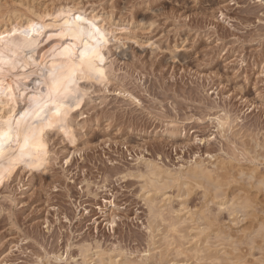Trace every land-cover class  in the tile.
<instances>
[{
  "label": "rangeland",
  "instance_id": "374dc122",
  "mask_svg": "<svg viewBox=\"0 0 264 264\" xmlns=\"http://www.w3.org/2000/svg\"><path fill=\"white\" fill-rule=\"evenodd\" d=\"M53 26L60 33L52 37ZM0 35V68L29 65L50 45L38 76L49 85L41 73L75 78L64 113L72 135L48 130L49 162L18 165L0 184V264H84L85 245L88 264L145 252L142 264H191L190 249L207 235L212 253L227 249L220 263L264 264V0H0ZM28 82L27 97L38 85ZM226 116L231 125L222 129ZM198 159H231L257 173L234 167L219 194L180 173L173 181L161 174L158 187L148 182L149 163L176 172ZM241 196L253 200L245 211ZM157 207L166 219L192 217L182 225L190 235L168 242ZM203 209L215 224L196 236ZM218 226L226 235L214 236ZM177 243L186 254L174 251ZM233 248L239 263L227 256ZM98 251L106 254L100 263Z\"/></svg>",
  "mask_w": 264,
  "mask_h": 264
},
{
  "label": "bare ground",
  "instance_id": "6f19581e",
  "mask_svg": "<svg viewBox=\"0 0 264 264\" xmlns=\"http://www.w3.org/2000/svg\"><path fill=\"white\" fill-rule=\"evenodd\" d=\"M49 30V36H56L58 33H60L59 32V27H57V26H53V27H51L50 29H48ZM49 36H48V38H49ZM51 37V38H52ZM51 38H49V39H51ZM38 52H40L41 53V55L39 56V57H37V58H34L31 62H30V64L29 65H22V63H19V64H16L15 66H13V67H6L5 69H3V73H2V75H4L3 77L2 76H0V79H3V82H4V84L5 85H7L9 88H12L13 89V96L15 97V96H17L18 94H21L22 93V97H21V99H19V100H17V99H15L14 98V100H13V104H15V106H16V110H17V112H19L25 105H24V100L25 99H27L28 97H27V94H26V91H28L26 88H27V86H28V80L29 79H31L32 77H35L36 78V81H40V83H38V85H37V88L36 89H33L34 90V93H32L31 95H35L36 97H39L40 95H44V96H46L47 95V92H48V88H49V84H47V83H45V81H43L42 79H41V77L40 76H38V73H37V71H38V69L40 68V65H46L47 66V64H48V62L52 59V56H53V54H54V50L52 49V47L50 46V45H46L44 48H41L40 50H38ZM45 53H48V55L46 56V57H44L45 59H43L42 57H43V55H46ZM51 56V57H50ZM29 67V70L28 71H25V72H22V73H17V74H13L12 72H14L15 70H18L19 68H23V69H26V68H28ZM35 70V71H34ZM65 95H67V94H65ZM68 96V95H67ZM29 103H32V101H29ZM7 104H8V102H7V100H5V111H7ZM66 105H67V101H65V103L61 106V108H60V115H54V114H49V116L48 117H46L45 118V120H42V121H39V122H36V127H38V128H41V129H43V132H42V134L41 135H38L37 136V138L35 139V140H32L31 141V144H30V147H29V149L26 151V153L24 154V156L23 157H21L18 153H14L13 151H12V148H14L15 147V145H12V147H9V145H8V143H7V141L5 142V147H4V156H3V159L2 160H0V176H2V182L5 180V179H7V178H10V176L11 175H13V172L15 171V169H16V167L18 166V165H22L23 166V168L25 169V168H28V169H33V168H39V166H41V165H43V164H47L48 162H49V150H48V140H47V135H48V130H50V129H52L53 127H55L54 129H56V131L58 132V133H62V132H64L65 134H66V136H71L72 135V129H71V127L68 125V122H67V119H66V116L64 115V113H65V107H66ZM50 108L52 107V105H50L49 106ZM48 119H51V121H52V127L51 128H48V127H46L45 125H46V122H47V120ZM29 122V124H33V121L32 120H29L28 121ZM221 122L223 123V126H221ZM218 125H220V127L222 128V129H225V127L227 126H230L231 125V120H230V117L229 116H226V117H219L218 118ZM60 128V129H59ZM4 131L5 132H7V126H5V128H4ZM49 139V138H48ZM22 142V141H21ZM8 151V152H7ZM241 153V152H240ZM246 153V152H245ZM244 153V154H245ZM246 157V156H245ZM237 159H238V157H237ZM199 160V161H198ZM198 160H195L194 161V163H192V162H190V163H192V164H190V166L186 169V170H178V168H177V171L176 172H174L172 169H169V168H165V169H163L161 166H159V165H157V164H154V163H149L148 161V170L146 171L147 172V176H148V182H150L151 184H153L152 185V187L153 186H156V187H158L155 183H158V179H159V176L162 174L163 175V173H165L166 174V177L167 178H169L170 180L169 181H173V180H179V175H178V173H180V174H182L184 177L186 176V177H189L190 179H193V180H196V181H199V182H197V183H201L202 185H204L203 183H202V181L203 180H206L207 182V187H208V183L210 182V184H211V186H213V188L215 189V192H213V193H218V192H220L219 190H221V189H223V186H224V182L225 181H223L222 179H225L226 178V176L227 175H230V176H232V178H234L233 177V173H234V167H239V166H237V165H235L234 164V162H233V160H229V162H228V164H229V166H225L224 164H223V161H222V163H221V161H220V165L219 164H217V161H216V163H214L213 161H211V162H213V163H211L210 161V165H208V164H206V163H204L202 160H200V159H198ZM236 162V161H235ZM184 167H186V166H184ZM183 168V167H182ZM223 170H225V172L223 171ZM236 172H238L240 175H242V174H246V172H248V171H246L245 172V169H243V167H239L238 168V171H236ZM257 173V167H255V168H253L252 169V171H250V173L248 172L247 173V175L246 176H248L249 178H252L253 176H254V173ZM145 173V172H144ZM233 174V175H232ZM236 175L237 174H235V177H236ZM257 175V174H256ZM142 176H144V175H142ZM225 176V178H223ZM230 176H228V177H230ZM242 176H244V175H242ZM264 176V175H263ZM185 177V178H186ZM188 178V179H189ZM164 179V178H163ZM200 179H201V182H200ZM228 180H230L229 178H227ZM226 179V180H227ZM247 179V178H246ZM183 181V180H182ZM258 182L259 181H261L262 182V184L264 183V178L262 177V179L261 180H259V177H258V180H257ZM175 182V181H174ZM228 183H229V181H227ZM182 183V182H181ZM185 183V182H184ZM188 183V182H187ZM1 184V183H0ZM189 184V183H188ZM227 184V183H226ZM160 185V184H159ZM164 185H165V183H164ZM197 185V184H196ZM205 185V186H206ZM146 186V185H145ZM144 186V187H145ZM148 186V185H147ZM146 186V187H147ZM180 186V185H179ZM210 186V185H209ZM160 187H161V185H160ZM201 187V186H200ZM147 188H149V187H147ZM181 188H182V186H181ZM189 188V187H188ZM234 188V187H233ZM158 189V188H157ZM204 189V192H203V194L204 195H209V190L210 189H207L206 187L205 188H203ZM213 189V190H214ZM225 189H228V188H225ZM189 190H187L186 192H188ZM157 192V191H156ZM179 192V191H178ZM190 192V191H189ZM212 192V191H211ZM159 193H160V191H159ZM165 193V192H164ZM212 193V194H213ZM221 193H223L222 191H221ZM227 193V192H226ZM225 193V194H226ZM186 194V193H185ZM219 194V193H218ZM216 195L215 194V196H212L211 198H215V197H219V195ZM232 194V193H231ZM234 194V193H233ZM150 195V194H149ZM155 195H156V193H155ZM220 195H222V194H220ZM245 195V194H244ZM151 196V195H150ZM164 196V195H163ZM225 196V195H224ZM237 196V195H236ZM235 196V197H236ZM228 197H229V194H228ZM242 197V196H241ZM248 197V196H247ZM221 198V197H220ZM223 198V197H222ZM231 198V197H230ZM245 198V199H244ZM242 197V199H244V200H242V202H239V206L241 207V209H243L244 211H245V209L247 210V208H249L251 205H253V204H251V203H253V200H251L250 199V197L247 199L246 197ZM147 199V198H146ZM150 199V203H151V209H153L156 205L154 204V201L156 202V200H155V198L152 200V198L150 197L149 198ZM206 199V198H205ZM237 200L236 201H239V198H236ZM247 199V200H246ZM253 199V198H252ZM214 200V199H213ZM223 200V199H222ZM251 200V202H249ZM147 201H148V199H147ZM209 201V200H208ZM241 201V200H240ZM211 202V201H210ZM229 202V199L228 200H225V201H222L221 202V204L220 205H223V204H226V203H228ZM157 204V203H156ZM219 204V203H218ZM232 204V203H231ZM233 204H234V206H235V202H233ZM184 205V204H183ZM238 205V204H237ZM228 206V205H227ZM230 206V205H229ZM238 206V207H239ZM150 209V210H151ZM166 209V208H165ZM170 209H172V208H170ZM174 209V208H173ZM233 210H235V209H233ZM239 210V209H238ZM237 210V211H238ZM165 211V210H164ZM202 212L200 213V216L198 217V219L197 220H204L205 222H204V224H205V226H203V227H200L199 225L196 227V229H197V233H196V236H200V234H202V233H204L206 230H209V228H212V226H214V224H215V218L213 219L211 216H209L208 215V213L206 214L205 212H203L204 211V209L203 210H201ZM206 211V210H205ZM212 211V210H211ZM155 212V214L154 215H156L155 216V218H157V217H160V220L162 219V221H168V226H169V228L167 227V229H169L168 230V233L170 232L172 235H170V234H168L167 236L166 235H164V236H166V238H169V237H171L170 238V241L168 240V242H171V244H174L177 240L175 239V236H177L178 237V239H182V238H185L186 236H185V234L187 235V236H189L188 235V233L186 232V233H184L185 232V230H183V228H182V225L185 223V222H187L186 220H188V219H192V220H194L192 217H190V218H182V217H185V216H183V215H181L182 217H179V216H175L173 213H175L176 212V210L174 211H171V213L173 214V216L174 217H178V218H175L174 219V217H170L169 218V216H167L168 218L166 219L164 216H165V213L163 212V210H162V208L161 209H158V207H157V209L156 210H153V213ZM177 212H178V210H177ZM179 212H180V210H179ZM170 213V212H169ZM170 213V214H171ZM248 213V212H247ZM167 214V213H166ZM188 215V216H190L189 214H191V216L192 215H194V213H193V211H191V209L189 210V209H187V211H186V213L184 214V215ZM213 214V213H212ZM211 213H210V215H212ZM177 215V214H176ZM213 215H215V214H213ZM212 215V216H213ZM219 215V214H218ZM170 216H172V215H170ZM195 216V215H194ZM197 216H198V214L195 216L196 218H197ZM191 220V221H192ZM197 220H196V222H197ZM264 220V219H263ZM189 221V220H188ZM193 222H195V221H193ZM202 222V221H201ZM166 223V222H165ZM189 224V223H188ZM197 224V223H196ZM199 224V223H198ZM264 224V222L262 223V225ZM261 225V226H262ZM161 226V225H160ZM189 226V225H188ZM158 227V226H157ZM263 227H264V225H263ZM191 228H192V226H191ZM216 228V227H215ZM213 229V232H215V235L213 234V232H212V234L214 235V236H220V234L222 233V232H224V234L226 235V229H224V230H222L221 228H222V226H221V228L219 229V226H218V228H216V229ZM155 230H157V229H155ZM154 230V231H155ZM153 231V230H152ZM190 231H191V229H190ZM211 231V230H210ZM259 231V230H258ZM165 234H167V233H165ZM162 235V234H161ZM193 236V235H192ZM194 236H195V234H194ZM209 236H212V235H209ZM209 236L207 235V236H204L205 237V241H197V242H193L194 244V247L193 248H191L190 250V252H189V254L191 255V258L192 257H196L194 260H193V262L191 263V264H205L204 263V261L205 262H207L206 264H222V263H220V261L222 260V259H225L226 257H224V255H226L227 254V249H226V252H219L220 250H215V252H213L212 253V250H210L211 248L209 247V244H208V239H209ZM213 236V237H214ZM221 237H222V235H221ZM223 237H225V241H227L226 239H228V241L229 240H231L232 239V236H231V233H230V235H228L227 237L228 238H226V236H223ZM233 237H236L235 236V234H234V236ZM239 237V236H238ZM162 238V237H161ZM187 238V237H186ZM192 238V237H191ZM190 238V239H191ZM199 238V237H198ZM203 238V237H202ZM208 238V239H207ZM214 238H216V237H214ZM165 239V238H164ZM194 239H195V237H194ZM217 239H218V237H217ZM161 240V239H160ZM199 240V239H198ZM158 241V240H157ZM222 241V240H221ZM161 242H163V241H161ZM160 242V243H161ZM165 242V241H164ZM177 242H179V241H177ZM202 242H205L206 244H204V243H202ZM231 242V241H230ZM239 242V241H238ZM214 243V242H213ZM225 243V242H224ZM223 242H222V244H224ZM227 243H229V242H227ZM233 243H236V241L234 240V242L232 241V244ZM168 244H170V243H168ZM180 244V243H179ZM204 244V245H203ZM226 244V243H225ZM229 244H231V243H229ZM232 244H231V246H232ZM253 244V243H252ZM177 246H175V250L174 249H172V250H174V251H176L178 254H186V250H188V249H184L181 245H178V243L176 244ZM86 246V245H85ZM84 246V247H85ZM169 246V245H168ZM212 246V245H211ZM222 246V245H221ZM81 248V252H80V255L82 256V258H83V260H84V264H88V262H87V260H88V251L90 252V249H87V248ZM174 247V246H173ZM225 247V246H224ZM227 247V246H226ZM237 249V248H236ZM101 251V250H100ZM100 251H98V252H95L94 253V255H97V259H99V263L100 262H102L103 261V259H105V256L104 255H106V254H104V253H102V252H100ZM163 252H164V250H163ZM175 252V253H176ZM233 252L235 253V250H234V248H233ZM146 253V252H145ZM144 253V255L141 257V258H135V257H128V256H126V257H128V258H126V259H124V258H122V261H118V259L117 260H112V258L110 257L109 259H108V262H107V264H142V262H143V259H148L149 258V256H150V253H146L145 254ZM176 253V254H177ZM221 253V254H220ZM234 253H232V251L231 252H228V255L227 256H229V258L232 260V259H234L235 258V261H236V259L238 260L237 262L239 263V262H241V256H239L237 253H235V255L236 256H233L234 255ZM109 254V253H108ZM123 254V253H122ZM163 254H165V253H163ZM163 254H162V252L159 254V256H160V259L162 260H164V256H166V255H164L163 256ZM188 254V253H187ZM188 254V255H189ZM224 254V255H223ZM230 254H233L231 257H230ZM155 255V254H154ZM188 255H186V256H188ZM189 255V256H190ZM193 255V256H192ZM156 256H158L157 255V253H156ZM115 257V256H114ZM234 257V258H233ZM56 258L58 259V260H61L62 258H63V254H60V255H57L56 256ZM92 259H93V257H92ZM124 259V260H123ZM153 259H155V258H153ZM160 259H158V260H160ZM226 259H228V258H226ZM171 260V259H170ZM98 261V260H97ZM107 261V260H106ZM105 261V262H106ZM172 261V260H171ZM177 261V260H176ZM209 261V262H208ZM96 262V261H95ZM150 262V261H149ZM152 262V261H151ZM155 262V261H154ZM225 262V261H224ZM77 263V262H76ZM83 263V262H82ZM103 263V262H102ZM101 263V264H102ZM144 263H145V260H144ZM170 263V262H169ZM184 262H177V264H183ZM106 264V263H105Z\"/></svg>",
  "mask_w": 264,
  "mask_h": 264
},
{
  "label": "snow or ice",
  "instance_id": "6c2138e0",
  "mask_svg": "<svg viewBox=\"0 0 264 264\" xmlns=\"http://www.w3.org/2000/svg\"><path fill=\"white\" fill-rule=\"evenodd\" d=\"M10 34H14V31ZM24 34H29L27 29L24 30ZM3 38V35H0V40H3ZM2 56L3 54L0 53V64L3 63ZM2 73L3 68H0V76H2ZM41 74L45 78L52 77L47 95H40L39 97L30 95L24 100L25 106L19 112H17L13 100L14 98L17 100L21 99L22 93L14 97L13 89L5 85L3 79H0V160L4 156L6 141L9 147L15 145L12 151L23 157L29 149L31 141L35 140L43 132V129L35 126L36 122L45 120L50 113L60 115L61 106L65 101L70 102L72 99L65 94L70 91V86L74 83V75L68 74L66 77L61 78L52 72H43ZM62 79L66 80V83L61 84ZM37 83H40V81L38 80ZM5 100L8 102L7 111H5ZM29 101H32V103H29ZM50 105H52L51 108L49 107ZM29 120H32L33 124H29ZM5 126H7V132L4 131ZM45 126L48 128L52 127L51 119L47 120ZM221 126H223L222 122ZM0 183H2V176H0Z\"/></svg>",
  "mask_w": 264,
  "mask_h": 264
}]
</instances>
